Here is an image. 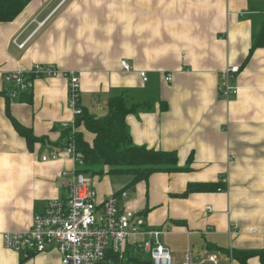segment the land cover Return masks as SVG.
Masks as SVG:
<instances>
[{
	"label": "crops",
	"instance_id": "1",
	"mask_svg": "<svg viewBox=\"0 0 264 264\" xmlns=\"http://www.w3.org/2000/svg\"><path fill=\"white\" fill-rule=\"evenodd\" d=\"M263 24L264 0H31L0 22V70L41 63L76 71L81 105L95 115L122 92L129 105L144 103L126 117L134 143L175 150L179 166L190 168L134 186L130 175H113L129 177L120 184L106 177L99 195L127 191L121 203L163 231L172 264L189 251L240 264L233 250L264 249V236L250 232L264 226V46L249 56ZM229 66L240 70L238 90L226 98L220 74ZM11 88L0 84V264H63L57 250L23 254L2 235L29 229L47 200L67 196L75 169L61 140V124L75 118L67 79L35 78L31 102L9 98ZM7 100L10 114L42 140L30 145L17 131ZM216 181L227 189L182 195L189 183ZM248 264L264 263L253 256Z\"/></svg>",
	"mask_w": 264,
	"mask_h": 264
},
{
	"label": "built area",
	"instance_id": "2",
	"mask_svg": "<svg viewBox=\"0 0 264 264\" xmlns=\"http://www.w3.org/2000/svg\"><path fill=\"white\" fill-rule=\"evenodd\" d=\"M44 23L38 21V28ZM26 42L14 39V43L21 48ZM123 66L127 70L131 69L125 61ZM239 70V66H229L220 74V89L226 98L238 90L233 83V74ZM61 75L67 79L68 103L75 117L61 124L62 127H72L69 142L64 149L75 162L74 178L67 182L66 197L49 199L43 210L35 212L29 229L3 233L5 247L23 254L57 250L63 264H105L113 263L110 254L123 258L127 248L132 246L135 252L140 251L150 258L153 264H172L171 252L162 242L163 231L149 226L137 210L126 208L121 203V200L128 197L127 191L101 197L93 178L82 171L84 161L76 152L73 136V132L78 130L76 118L83 114L80 75L76 71H64L51 64L36 63L28 70H0V84H10L12 88L9 94L14 96L20 91L31 90L35 78ZM141 75L144 80L148 79L145 72H141ZM166 79L171 81L172 76L169 74ZM57 157L58 154L52 155V159ZM43 159L47 160L48 157L44 156ZM250 232L264 236V226L252 228ZM204 262L221 264L216 252H210L199 260L192 251L185 254L183 264Z\"/></svg>",
	"mask_w": 264,
	"mask_h": 264
},
{
	"label": "trees",
	"instance_id": "3",
	"mask_svg": "<svg viewBox=\"0 0 264 264\" xmlns=\"http://www.w3.org/2000/svg\"><path fill=\"white\" fill-rule=\"evenodd\" d=\"M30 1L0 0V22H11L16 19ZM260 46H264V24L254 38L249 56ZM19 93L22 100L32 101V89ZM6 95L10 98L9 93ZM8 102L9 100H7V113L17 131L27 139L30 145L40 139L42 140V138L35 136L30 128L21 124L10 114ZM144 105L142 102L129 105L125 93L122 92L109 97L107 110L102 115L92 114L82 106L83 114L76 118V126L78 128L82 126L83 130L73 132L76 152L84 161L82 171L91 176L103 173L104 167H107V173L110 175H130L132 180L129 186H134L141 181L148 182L149 177L156 172H174L190 168L189 166H179V156L175 150L150 148L134 143L126 117ZM84 131L93 135L91 141L85 138ZM71 132L72 127L62 128L63 147L68 144V137ZM226 189L227 184L222 181L189 183L187 190L182 195L194 191ZM232 256L240 264H248L249 258L253 256H259L264 263V249L256 251L233 250ZM110 257L113 260L112 264H153L150 258L140 251L135 252L132 246L127 248L123 258L116 254H110Z\"/></svg>",
	"mask_w": 264,
	"mask_h": 264
},
{
	"label": "rangeland",
	"instance_id": "4",
	"mask_svg": "<svg viewBox=\"0 0 264 264\" xmlns=\"http://www.w3.org/2000/svg\"><path fill=\"white\" fill-rule=\"evenodd\" d=\"M88 175V174H87ZM94 181V186L95 188L98 189L100 188V185L105 186V183H108V180L105 181V178L108 177L110 178V182L114 180L116 184H120L126 180L129 179L128 176H113L107 173V170H104L103 173H99L97 175H91ZM113 183V182H112Z\"/></svg>",
	"mask_w": 264,
	"mask_h": 264
}]
</instances>
